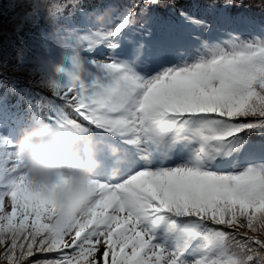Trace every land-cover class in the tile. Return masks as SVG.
Wrapping results in <instances>:
<instances>
[{
	"label": "snow or ice",
	"instance_id": "1",
	"mask_svg": "<svg viewBox=\"0 0 264 264\" xmlns=\"http://www.w3.org/2000/svg\"><path fill=\"white\" fill-rule=\"evenodd\" d=\"M252 7L0 0V264H264V0ZM37 125L123 153L118 174L102 153L67 222L17 150Z\"/></svg>",
	"mask_w": 264,
	"mask_h": 264
},
{
	"label": "clouds",
	"instance_id": "2",
	"mask_svg": "<svg viewBox=\"0 0 264 264\" xmlns=\"http://www.w3.org/2000/svg\"><path fill=\"white\" fill-rule=\"evenodd\" d=\"M17 150L26 161L35 185L54 198V216L61 222L78 217L85 210L95 190V173L104 167L102 153L111 160L113 174H118L125 162L118 146L102 145L87 131L76 134L60 126L37 125L35 131L19 138ZM60 176L67 178L68 184L53 190Z\"/></svg>",
	"mask_w": 264,
	"mask_h": 264
},
{
	"label": "trees",
	"instance_id": "3",
	"mask_svg": "<svg viewBox=\"0 0 264 264\" xmlns=\"http://www.w3.org/2000/svg\"><path fill=\"white\" fill-rule=\"evenodd\" d=\"M248 11H249V14L255 15L257 18H259L260 11H261L259 8L256 9V8L252 7ZM47 95L51 97L52 94L49 92V93H47Z\"/></svg>",
	"mask_w": 264,
	"mask_h": 264
},
{
	"label": "rangeland",
	"instance_id": "4",
	"mask_svg": "<svg viewBox=\"0 0 264 264\" xmlns=\"http://www.w3.org/2000/svg\"><path fill=\"white\" fill-rule=\"evenodd\" d=\"M260 3V0H245V4H252L254 8L258 9V7H256L257 4Z\"/></svg>",
	"mask_w": 264,
	"mask_h": 264
}]
</instances>
